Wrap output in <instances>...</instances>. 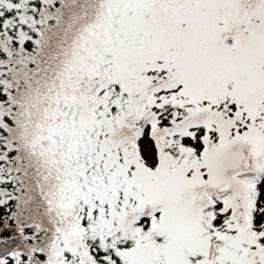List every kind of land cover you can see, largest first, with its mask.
Segmentation results:
<instances>
[{
  "label": "snow or ice",
  "instance_id": "snow-or-ice-1",
  "mask_svg": "<svg viewBox=\"0 0 264 264\" xmlns=\"http://www.w3.org/2000/svg\"><path fill=\"white\" fill-rule=\"evenodd\" d=\"M0 264H264V0H0Z\"/></svg>",
  "mask_w": 264,
  "mask_h": 264
}]
</instances>
